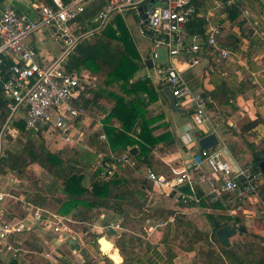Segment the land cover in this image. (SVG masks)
Masks as SVG:
<instances>
[{
    "label": "built area",
    "instance_id": "obj_1",
    "mask_svg": "<svg viewBox=\"0 0 264 264\" xmlns=\"http://www.w3.org/2000/svg\"><path fill=\"white\" fill-rule=\"evenodd\" d=\"M93 0H51V4H33V13L18 11L13 5L6 4L0 11V85L4 97L8 100L7 117L0 127V149L4 135L10 133L16 137L14 121L22 119L25 128L30 131H42L48 137L50 149L68 144L80 145L84 139L81 129V117L84 114L80 100L87 96L91 85L88 74L76 69L67 70L69 56L74 53L79 41L101 31L114 15L132 13L137 20L138 33L150 43L151 59L162 81L170 88L179 107L191 108L192 127H200L209 119L206 114L207 99L193 91L173 58L181 53L190 55L188 66H194L203 59L201 45L212 52L220 25L213 19L215 10L236 5L237 0H214L212 7H206L204 1L197 4L193 0H103V6L83 28H74L71 22L84 12ZM145 7V8H143ZM245 17L249 12L242 10ZM142 15H145L143 18ZM204 19L202 32H190L188 26L196 18ZM49 29L52 36L62 42L61 52L49 61L36 59L35 46L27 39L38 31ZM159 49L165 51L170 59L168 64L155 63L159 58ZM222 56L229 51L222 50ZM4 61H10L3 69ZM52 150V149H51ZM124 166H134L135 161L129 150L117 158ZM210 168V187L212 200L226 197L225 204L234 208L231 216L243 211V203L257 192L262 173L251 163L239 165L225 145H216L190 156L181 168H172L170 175L147 171V178L159 188L177 193L183 203L200 201L196 187L205 181L202 165ZM101 176L110 175L113 167L100 163ZM243 178V181L239 179ZM188 186L189 192L182 190ZM6 194H0V250L10 253L13 258L21 256V244L11 238L21 232L30 231L31 223L59 234L63 242L71 237L72 230L67 222L70 218L61 217L50 211L24 201L27 216L16 221L6 220L7 207L1 204ZM46 213L48 217H43ZM118 229V224H104L102 229Z\"/></svg>",
    "mask_w": 264,
    "mask_h": 264
},
{
    "label": "crops",
    "instance_id": "obj_2",
    "mask_svg": "<svg viewBox=\"0 0 264 264\" xmlns=\"http://www.w3.org/2000/svg\"><path fill=\"white\" fill-rule=\"evenodd\" d=\"M202 1H204L206 7H212L214 4V0ZM6 4L13 5L18 11L32 14L33 4H51V0H0V11ZM102 6L103 0L91 1L85 7L84 12L71 22V26L74 28L87 26ZM235 6L244 20V29L236 22H227V13L224 8L217 9L213 11V19L220 25L221 32L217 37L216 45L213 47L212 52L209 53L207 47L204 44L201 45L203 59L191 67L188 66L190 55L187 52H181L172 59L175 66L181 70L183 77L191 89L206 94V114L209 121L200 127L191 126L193 113L191 108L177 106V109H172L170 107L169 99L163 93V89L168 86L162 81L161 75L154 68L149 41L139 33L138 38L132 37L143 64L133 76L132 81L147 79V85L156 91L157 100L146 105L147 114L151 117L163 114V118H158L152 126L156 127L163 123L167 124V130L174 140L172 147H168L166 143H162L152 149L153 159L170 168V172L165 175H170L172 168L183 167L190 156L199 150L197 141L202 135L214 132L218 139V145H225L232 158L239 165L247 163L250 159V150L247 149L248 144L259 145L264 139V0H237ZM243 9L248 10L249 14L247 17L243 15ZM127 14L132 15L137 24L134 15L132 13ZM117 15L112 17L111 23ZM49 38L54 43L48 44ZM27 41L35 46L36 59L39 61H49L55 58L62 50V42L56 40L49 29L38 31L29 37ZM222 50L229 51V54L222 56L220 54ZM160 56L159 53V58L155 60V63L168 64V61L170 62V59L168 60L166 55L165 60L160 61ZM147 60L152 61L151 68L147 67ZM80 72L88 74L91 78V85L88 89L96 83L100 84L104 79V76L101 74L91 75L86 70H80ZM88 89L86 91L87 96L83 97L84 99L89 97ZM215 90L218 91L219 99L210 95ZM141 96L146 97V94L141 93ZM112 106L113 100L110 97H102L97 102L91 104L82 115L80 122L84 134V139L80 145L84 143L83 146H87L91 150H95L96 146L92 139L88 138L87 131L89 129L100 131L98 138L102 148L97 149L100 171V163H106L113 167L111 174L115 172L117 164L124 166L118 162V156L132 148L128 147L124 151L113 152L108 147L107 139L102 131V119ZM2 124H0V127ZM162 132L159 129L155 133L157 135ZM161 146L164 147L163 150H161ZM135 155H133L134 166L127 167L134 168L136 166L137 158ZM32 164L36 163H31L30 165ZM202 170L206 178L197 187L202 192V201L205 204H194L192 206L180 201L175 191L169 192L166 188L156 186L147 178V170L143 172H136L135 170V173L131 175L132 187L145 196L141 208L151 215L144 221L143 233L129 232L134 236L132 248L130 249V255L134 257L133 264H166L165 241L170 239L174 233L177 225L176 215H184L201 232L209 230L206 218L207 213L227 215L226 197L222 196L221 200L213 201L210 195V187L207 182V180L211 181L210 168L206 164H203ZM7 178L8 181L6 180ZM12 179L13 177H10L8 173L6 175L0 174V194H6L1 204L6 205L7 211L12 204L18 201L21 202L23 207L24 201L32 203L35 195L27 190L17 193L12 192L13 190L8 184L12 182ZM262 181L263 178H261L259 185H261ZM83 184L92 189L93 183L90 180L88 183L83 181ZM254 197H257V192L249 197V200L254 199ZM134 202L138 203L140 199ZM214 204H221L225 209L215 208L213 207ZM41 208L61 217H70V215H59L46 207ZM159 210L165 212V217L154 216L155 211ZM168 211H173V213H169ZM124 216L125 213L118 214L112 210L101 209L90 224L73 220L74 224L77 226L82 225V228L73 229L70 227L72 234L67 242H63L58 233L51 232V230L40 226L36 221L31 223V230L26 231V233L33 236L36 241L42 244H48V241L51 242L50 249L44 252L48 258H60L66 264H84L82 252L84 248L83 238L87 237L88 240L94 241L87 236L89 232L97 235L101 231L111 232L113 240L110 239V244H113V247L111 252L107 254L109 256H121L116 246V240L118 235L125 232V228L122 225ZM43 217H48V215L43 213ZM111 223L114 225L118 224L119 228L102 229V225ZM203 226L205 227L202 229ZM49 235H53L51 241L49 240ZM14 236L16 237L15 240L21 244L24 256L26 255L25 257L29 261L34 250L22 245L23 238L17 237L16 234ZM95 244L96 252L101 255L99 239L98 241L96 239ZM176 249L180 253L174 258V264H190V257H188L190 254L188 253L193 251V247L192 250L187 251L180 245ZM121 259L123 260L122 256ZM122 260L118 264H121Z\"/></svg>",
    "mask_w": 264,
    "mask_h": 264
},
{
    "label": "trees",
    "instance_id": "obj_3",
    "mask_svg": "<svg viewBox=\"0 0 264 264\" xmlns=\"http://www.w3.org/2000/svg\"><path fill=\"white\" fill-rule=\"evenodd\" d=\"M193 1L197 4L202 3V0ZM224 10L227 13V22H236L244 29V20L235 5L224 7ZM122 19H124L123 16L117 15L112 23L109 22L91 38L81 39L74 53L69 56L67 70H86L91 75L101 74L104 76L100 84L96 83L88 89L89 97L83 98L80 105L85 112L92 103L102 97H110L113 100V106L102 119V131L107 139L109 149L113 152L124 151L128 147H137L136 166L129 168L117 164L113 174L102 177L97 159V149L102 148L98 138L100 131L94 130L89 137L96 146L95 150L82 145L64 144L57 146L55 151H51L45 143V135L42 131L27 130L24 121L18 119L12 126L17 132L16 137L21 136L23 139V149L16 153L4 152V156L0 155V174L6 175L12 171L21 173L30 163L48 168L51 179L44 186V193L34 195L32 203L52 209L59 215H70L76 221L90 224L101 209L112 210L118 214L125 213L122 222L125 232L118 235L116 246L123 258L121 264H133L134 257L130 255V249L134 236L129 232L143 233L144 221L151 215L141 208L145 196L132 187L131 175L135 173V170L136 172L153 170L157 173L168 174L170 168L153 159L152 149L162 143L172 147L174 140L167 130V124L152 126L158 118H163V114L156 117L147 114L146 105L157 100L156 91L147 85V79L132 81L133 76L143 64ZM188 29L190 32H202L204 19L197 17L188 26ZM10 64V61H4L3 69H7ZM141 93H145L146 97H142ZM201 94L206 98L205 93ZM210 95L217 99L220 98L217 90L211 92ZM7 101L0 85V124L5 121L8 114ZM159 129L163 132L156 135L155 132ZM8 135L11 136L10 133ZM248 147L250 148V159L247 163H251L255 169L260 170L258 165L264 161V139L259 145L249 143ZM160 148L163 150L164 147ZM85 178H89L93 183L92 189L83 184ZM182 190L189 192L186 185L182 187ZM261 190L262 197L260 199L264 200V176L259 187V195ZM54 193L60 196H54ZM196 193L200 197V201L198 203L191 201L187 203L188 205L205 204L202 201L200 188L196 187ZM137 199H140V202L135 203L134 201ZM213 207L225 209L221 204H214ZM7 212L6 220L9 221H16L27 216V212L19 201L12 204ZM168 212L173 213V211ZM154 216L165 217V212L155 211ZM229 216L215 213L206 214L209 232L212 231L216 242L217 229L228 224V220L231 219L235 223H239L237 227L239 235L247 233V227L240 223L237 217ZM176 219L177 225L174 233L170 239L165 241L166 264H174V258L180 253L176 247L188 241L189 245L183 249L192 250L190 241L192 242L195 238L203 240V235L208 232L207 230L199 231L195 224L184 215H176ZM16 235L23 238L22 245L24 247L37 252L41 251L43 244L36 241L33 236L27 235L26 232ZM87 236L96 242L98 235L89 232ZM258 237L261 238L259 235ZM219 247V264H264V246L258 242L236 240L228 248L221 245ZM83 256L84 264H99L101 260L106 264L110 263V259L106 256L102 257L98 253L92 255L89 252H83ZM114 257V255L111 256L113 260H115ZM121 260L117 263H120ZM0 264H17V262L12 259L8 263L0 262ZM205 264L218 263L206 262Z\"/></svg>",
    "mask_w": 264,
    "mask_h": 264
},
{
    "label": "rangeland",
    "instance_id": "obj_4",
    "mask_svg": "<svg viewBox=\"0 0 264 264\" xmlns=\"http://www.w3.org/2000/svg\"><path fill=\"white\" fill-rule=\"evenodd\" d=\"M125 15V16H124ZM124 17L123 20V25L125 26V29L127 30V32L131 35V37L133 38H138V31H137V24L134 20V18L132 17V15L130 14H123L122 15ZM94 34L90 35L89 37H86V39L91 38ZM54 43V41L49 38L48 44H52ZM159 53H160V61L165 60V54H164V50L163 49H159ZM95 122V121H94ZM86 127V126H85ZM83 130V129H82ZM88 133V138L90 137L91 133H93V130L89 129L87 131ZM48 137H44L45 138V143L47 144L48 148L50 149V145H49V141H48ZM4 144L2 145L1 149H0V155L4 156V152H12V153H16L19 152L23 149V139L21 136L19 137H11L10 135H8V133H6L4 135ZM88 141V140H87ZM68 145V144H67ZM78 145V144H77ZM84 145V143H83ZM82 145V146H83ZM70 146V145H69ZM52 149V150H51ZM51 151H55V148L51 147ZM247 149L250 150V148L247 146ZM238 154V153H237ZM31 164V163H30ZM28 164L24 169L23 172L18 173L16 171H12L11 173H8V175L10 177H13L12 182L8 183L10 188L13 190L12 192H24V191H30L33 194H42L44 193V186L46 185V183L51 179V173L49 171L48 168H43L41 166H39L38 164H32L30 165ZM130 168V167H129ZM263 178V176H262ZM8 181V178L6 179ZM5 181V180H4ZM89 178H87L86 180H84L85 183H88ZM260 187V185H259ZM259 187L257 188V197H254V199H246L244 201V205H243V211L241 213L236 214L240 223H243L246 227H247V233H245L244 235H239V233L237 235H235L234 237L231 238V243L233 244L234 241H241V242H251V243H259L261 245L264 246V200L260 199L262 197V190L260 191V195L259 193ZM60 196L59 194H53ZM227 207V215H229L230 213H234V208L228 204L226 205ZM152 209V208H151ZM204 213V212H203ZM8 214V212H7ZM6 214V216H7ZM203 215V214H202ZM63 216V215H62ZM226 217V216H224ZM230 217V216H229ZM233 217V216H231ZM67 218H70L71 221L67 222V224L70 225V227H72L73 229H81L82 225H76L73 222V218L70 216H68ZM6 219V217H5ZM93 222V221H92ZM228 224L234 226V220H228ZM239 223H235V226L238 227ZM206 226V225H205ZM203 226L202 229L205 227ZM210 230V229H209ZM209 230H207L208 232H206L204 236V240H200V239H193V241H190V244H192L193 247V251L189 252L188 254H190V264H205L206 262H213V263H218L220 262L219 260V245H221L218 241H215V238L212 235V231L209 232ZM26 232V231H25ZM51 232L55 233L52 229ZM97 235V234H96ZM99 236H96V239L98 241V239L101 236L106 237L107 239H112L113 240V235L111 234V232L109 231H101L98 234ZM257 235V236H256ZM261 236L260 237H258ZM92 236V235H91ZM49 240L51 241L53 235H49ZM15 239L16 237L13 236L10 240L11 242L14 244L15 243ZM83 242H84V248H83V252H89L90 254L92 253V255H96V242L92 241V240H88L87 237L83 238ZM101 242V240H100ZM102 243V242H101ZM231 244V246H232ZM50 245L51 242L48 241L47 243H43L42 245V249L40 252H37L34 250V252L31 254L32 257L29 258V261H27L28 259H26L27 257L24 256V253H21V256L13 258V256L8 252V253H4L0 250V262H4V263H8L10 262L12 259L16 260L17 264H66L65 262L62 261V259H54V258H48L47 256H45L44 252H47L50 249ZM189 245V242H184L181 244L182 248H185ZM2 244H0V248H1ZM222 246V245H221ZM223 247V246H222ZM111 252V251H110ZM104 254V251L103 253ZM101 254V255H102ZM184 255H186V253H184ZM106 256L108 259H110V263L109 264H118L117 262L121 260L120 255L119 256H115L113 260L111 258V256H109V254H105L102 255ZM99 264H106L103 260H101V262ZM221 264V263H220Z\"/></svg>",
    "mask_w": 264,
    "mask_h": 264
},
{
    "label": "water",
    "instance_id": "obj_5",
    "mask_svg": "<svg viewBox=\"0 0 264 264\" xmlns=\"http://www.w3.org/2000/svg\"><path fill=\"white\" fill-rule=\"evenodd\" d=\"M145 8V7H143ZM142 17L144 18L145 15H142ZM147 64V67L151 68L152 67V61L151 60H147L146 62ZM163 93L168 97L169 99V103H170V107L172 109H177V106L175 104V97L173 96L171 90L169 87H165L163 89ZM198 143V146H199V149L201 150H206V149H209V148H212L214 146H216L218 144V139H217V136L214 132H211V133H208L202 137H200L197 141ZM136 147H132L129 152L132 154V155H135L136 154ZM259 169L262 173V175L264 176V161H261L259 163ZM239 179L241 181H243V178L241 176H239ZM239 233V230L236 226H232L230 224H226L222 227H220L219 229H217L216 231V239L217 241L223 246V247H230L231 246V238L234 237L235 235H237ZM107 242H109L108 240L105 239L104 236H101L99 238V247H100V251L101 253L102 252V246L103 244L100 242L101 239H103ZM112 247H113V244H112ZM105 255V254H104Z\"/></svg>",
    "mask_w": 264,
    "mask_h": 264
},
{
    "label": "bare ground",
    "instance_id": "obj_6",
    "mask_svg": "<svg viewBox=\"0 0 264 264\" xmlns=\"http://www.w3.org/2000/svg\"><path fill=\"white\" fill-rule=\"evenodd\" d=\"M106 240H108L106 237H105ZM101 242L103 244L102 246V252L104 251L105 254L109 253L111 250H112V244H110V241L107 242L103 239H101Z\"/></svg>",
    "mask_w": 264,
    "mask_h": 264
}]
</instances>
